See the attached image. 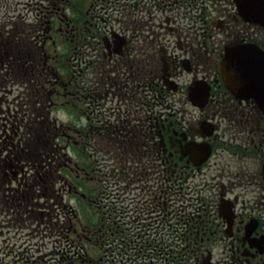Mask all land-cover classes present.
<instances>
[{
    "label": "flooded vegetation",
    "instance_id": "af4514ba",
    "mask_svg": "<svg viewBox=\"0 0 264 264\" xmlns=\"http://www.w3.org/2000/svg\"><path fill=\"white\" fill-rule=\"evenodd\" d=\"M71 6V17L53 8L36 36L25 24L24 37L15 29L10 34L0 20V91H6L0 96V212L5 207L19 219L33 208L37 195L27 196L34 183L27 175L22 186L11 187L16 141L20 147L24 138L15 124L32 114L43 118L55 96L57 104L71 107V134L54 138L71 145L65 165L73 179L64 183L75 197L73 218L60 220L65 211L58 196L54 206L47 197L37 218L38 226L56 219L45 226L55 233V247L82 215L87 226L78 237H86L94 253L84 252L80 264H117L104 252L110 228L100 207L108 203L111 184H183L197 207L184 237L192 243L183 264H264V102L232 96L220 71L228 47L256 44L264 51V27L243 21L233 0H123L113 35L98 27L90 0H72ZM30 12L28 4L18 18L30 20ZM50 19L58 24V41L48 35ZM57 42L68 48L70 70L50 64L58 62L50 54ZM223 157L256 167L235 173L238 164L220 162ZM237 177L248 183L236 185ZM152 264H159L157 253Z\"/></svg>",
    "mask_w": 264,
    "mask_h": 264
},
{
    "label": "rangeland",
    "instance_id": "374dc122",
    "mask_svg": "<svg viewBox=\"0 0 264 264\" xmlns=\"http://www.w3.org/2000/svg\"><path fill=\"white\" fill-rule=\"evenodd\" d=\"M33 5L31 7V9L33 8V10H36L35 8L39 9L40 6H37L39 4L36 5V3H40L43 0H31ZM50 0H47V3ZM89 1V0H88ZM29 3V2H28ZM83 3H86V1H83ZM17 4H19L20 6H18ZM25 4V2H24ZM12 5L16 10V13L13 11L14 8L11 6V0H0V20L6 22V31L7 29H10L9 32L10 34H12V30L15 29V32H20L21 33V37H24L25 32L27 30H23L24 28V24L27 26V28L31 29V35H35V29L33 28L35 26H37L38 24V20L36 17L37 11H35V16L31 13V20L29 22V20H26L24 22L23 19H19L18 17H22L24 15V8H23V0H13ZM32 10V11H33ZM39 12V11H38ZM15 15L17 16V18L15 17ZM14 16V17H13ZM12 17V18H10ZM16 19H18L19 21H17ZM115 26L119 29L120 25L119 23ZM19 41L16 40L15 43H18ZM16 70H19V66L18 64L16 65ZM19 89L20 88H16L15 87V92L12 93V95L16 96L19 94ZM22 89V88H21ZM6 95V91H0V96ZM8 98H12V96H9ZM19 100L23 99L20 98V95L18 96ZM19 102V101H18ZM3 109H6V105H4ZM63 117V115H61ZM59 125V124H58ZM38 125H34V128H36ZM48 127H51L50 124H47ZM40 129V128H39ZM38 129V130H39ZM43 129V128H42ZM24 128H20L19 131L24 132ZM40 131V130H39ZM45 131H43V133H45ZM29 133H33L31 130ZM41 135L40 133L38 134V136ZM27 136V133H26ZM35 136V134H28L29 137V141L28 139H26L25 141V145L24 147H27L29 145V148H32V155L33 161H36V155H38L37 153L42 152V148L44 149H49L48 147H46L45 145L42 144V142H40V140ZM42 140V139H41ZM22 158H24V155L22 153L17 154L16 151V159L15 162H18V160H22ZM220 162H230L229 164H233L236 163L238 164V168L237 170L233 169V172L237 173L240 170L243 169H249L250 171H252L253 168H255L256 166L253 165L252 166V162L249 160H239L236 158H232L230 157L229 159H227L226 157H223L220 159ZM21 166L23 168V171L20 170ZM32 167V168H31ZM31 168V170H29ZM14 171L16 170V168L13 169ZM28 172V173H27ZM30 172V173H29ZM18 176L17 178H15V184H11L12 189H15V187L17 188L18 186L21 185V183H24L22 177L24 174V177L27 175L34 183H29V185H31L29 191L27 192V196H29V193H32L31 199H33L36 195L37 197L33 199V204L35 205V207L30 208L28 207V210H30L28 213H25L23 215H21V218H17V216L11 215L10 212H5L7 209L4 207V209L0 212V231L1 229L3 231L0 232V264H21V262H18L17 260H19L21 258V255L24 254V251L19 250V246L22 244H32L33 248H37V247H43L46 246L47 248L51 249L52 246V241L54 238V234L55 233H50L48 232V230L50 229L49 227L47 228V230L45 231V226H49L50 223H55L56 219H43L45 222H47L46 224H42L41 226L37 227V218L40 217V213H45L44 211H46V200L47 197H55L57 196V192H59L60 188L63 190L62 194L65 193V191H67L66 187H62V181L59 180L60 178V172H59V167L54 165V166H50L48 169L45 170V172H43V175L40 178V173H38V171L36 170L34 163L33 166L30 164H26L25 162L21 161L20 167H19V171H18ZM42 179V180H41ZM45 179L47 180V182L45 181ZM45 181V182H43ZM224 183H226V180H223ZM43 183V184H42ZM234 183L236 185L241 184V183H248L247 181H245L244 179H242V177H237L234 179ZM144 185L149 186L150 183H143ZM155 189L158 187V183H153L152 184ZM22 186V185H21ZM47 187L46 191L44 189V187ZM139 186L135 185V184H131V183H112L111 184V197L108 198V201H114L115 199H117V202L113 204V207H120V205H123L124 202V197H128V198H133L132 201H136L138 200L136 198V196L140 193L143 192V190L138 188ZM24 190V187H23ZM17 191L14 192V195H17ZM18 196V195H17ZM30 199V197H28V200ZM2 200H5L4 194L2 191H0V202ZM48 201H50V203L55 204V199L52 198L51 200L48 199ZM140 205V204H139ZM107 208V207H106ZM54 211L57 210L56 208L53 209ZM35 213V214H34ZM34 214L30 219L28 215H32ZM42 219V218H41ZM9 222V224H7ZM7 228H13V231L10 235L6 234V232L8 231ZM49 235H46V234ZM8 246V249L13 248V246H16L15 250L12 253V256L5 257L4 253L2 250H6V247ZM33 253L38 254L37 251H34ZM5 259V260H4ZM14 260V261H12ZM30 264V263H29Z\"/></svg>",
    "mask_w": 264,
    "mask_h": 264
},
{
    "label": "water",
    "instance_id": "95a60500",
    "mask_svg": "<svg viewBox=\"0 0 264 264\" xmlns=\"http://www.w3.org/2000/svg\"><path fill=\"white\" fill-rule=\"evenodd\" d=\"M234 53V50H229L222 64L223 76L231 92L238 98L263 94L261 90L264 88L259 83V78L264 74L263 58L258 57L256 63H253L249 57L239 58V55H248V50L241 49L237 55ZM237 65L239 69L236 68Z\"/></svg>",
    "mask_w": 264,
    "mask_h": 264
}]
</instances>
